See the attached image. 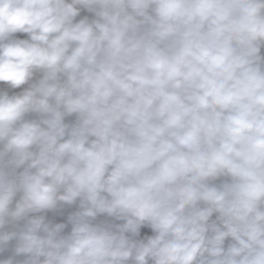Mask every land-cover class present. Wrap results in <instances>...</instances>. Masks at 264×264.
I'll list each match as a JSON object with an SVG mask.
<instances>
[{"label":"clouds","instance_id":"1","mask_svg":"<svg viewBox=\"0 0 264 264\" xmlns=\"http://www.w3.org/2000/svg\"><path fill=\"white\" fill-rule=\"evenodd\" d=\"M0 264H264V0H0Z\"/></svg>","mask_w":264,"mask_h":264}]
</instances>
